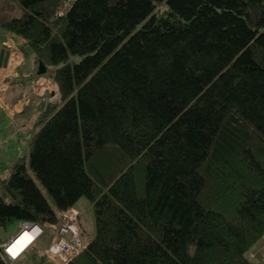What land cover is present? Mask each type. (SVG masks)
<instances>
[{
    "label": "trees",
    "instance_id": "16d2710c",
    "mask_svg": "<svg viewBox=\"0 0 264 264\" xmlns=\"http://www.w3.org/2000/svg\"><path fill=\"white\" fill-rule=\"evenodd\" d=\"M15 1L0 27L53 89L31 95L0 225L84 196L95 233L69 264H264L246 255L264 235V0H74L57 17L60 0Z\"/></svg>",
    "mask_w": 264,
    "mask_h": 264
},
{
    "label": "crops",
    "instance_id": "0c3cea01",
    "mask_svg": "<svg viewBox=\"0 0 264 264\" xmlns=\"http://www.w3.org/2000/svg\"><path fill=\"white\" fill-rule=\"evenodd\" d=\"M23 42V39L0 27V52L2 50L3 54L8 52L6 63L0 64V85L4 88L3 92H0V120L5 119L6 122L5 126L0 124V130L7 133L6 137L11 142L23 127L32 128L36 120V103L39 98H33L31 95L43 96L53 89L46 67L43 65V71H39L42 70L39 63H43L35 59L27 47L21 48ZM28 78H31L30 84ZM24 84L26 87L23 89ZM19 89L22 90L19 92ZM255 245L257 246L255 255L264 251L263 241L259 240Z\"/></svg>",
    "mask_w": 264,
    "mask_h": 264
},
{
    "label": "built area",
    "instance_id": "2783aa9c",
    "mask_svg": "<svg viewBox=\"0 0 264 264\" xmlns=\"http://www.w3.org/2000/svg\"><path fill=\"white\" fill-rule=\"evenodd\" d=\"M73 1L60 0L58 8L54 11V16L63 15ZM3 90L4 88L0 85V92ZM79 216V210L71 206L58 212V221L46 222L42 226L28 220L17 221L18 232L0 242V262L2 264H15L47 229L50 232V240L43 250V259L37 264H69L86 249L88 244V238L79 225ZM24 232L31 233L30 239L24 244V247L22 246L18 251L10 250V246ZM11 239L13 240L8 243Z\"/></svg>",
    "mask_w": 264,
    "mask_h": 264
},
{
    "label": "rangeland",
    "instance_id": "374dc122",
    "mask_svg": "<svg viewBox=\"0 0 264 264\" xmlns=\"http://www.w3.org/2000/svg\"><path fill=\"white\" fill-rule=\"evenodd\" d=\"M20 14V8L17 5L15 0H0V21L2 19H8L11 17H17ZM30 50V49H29ZM3 92V91H2ZM32 106V105H31ZM0 124L5 126V119L0 120ZM1 128V125H0ZM9 131V130H8ZM34 129H25L23 127L20 130L18 136H14V141L11 142L8 140L7 133L0 130V183L7 177L8 171L6 170V165L9 164L17 155H28V141L33 133ZM26 162H28V157L26 156ZM37 186L48 200L49 204L52 205L50 197L44 187L35 180ZM75 207L80 212L79 220L82 232L89 237H92L95 233V225H94V212L90 202L86 199V197L81 196L76 202ZM18 232L17 221H12L8 223L5 227L0 225V242L8 239L10 235H15ZM88 237V238H89ZM261 239V240H260ZM260 242H264V235L260 238ZM37 242V241H36ZM35 242V243H36ZM30 248L25 252L26 254L29 252ZM257 250V246L254 245L247 253V257L251 259H255V253ZM23 260H28L27 257L21 256L17 261V264H21ZM16 261V262H17Z\"/></svg>",
    "mask_w": 264,
    "mask_h": 264
},
{
    "label": "bare ground",
    "instance_id": "6f19581e",
    "mask_svg": "<svg viewBox=\"0 0 264 264\" xmlns=\"http://www.w3.org/2000/svg\"><path fill=\"white\" fill-rule=\"evenodd\" d=\"M31 233L24 232L17 240L10 246V250L18 251L30 239Z\"/></svg>",
    "mask_w": 264,
    "mask_h": 264
},
{
    "label": "water",
    "instance_id": "95a60500",
    "mask_svg": "<svg viewBox=\"0 0 264 264\" xmlns=\"http://www.w3.org/2000/svg\"><path fill=\"white\" fill-rule=\"evenodd\" d=\"M3 55H4V57H3ZM2 57H3V60H2ZM7 57H8V52H5L4 54H3V50L0 52V64L2 63V64H5L6 63V61H7ZM39 66L40 67H42L41 69L42 70H39L40 72H42L43 71V64H41V63H39ZM14 238H15V236H14ZM13 238V239H14ZM13 239H11L8 243H10Z\"/></svg>",
    "mask_w": 264,
    "mask_h": 264
}]
</instances>
